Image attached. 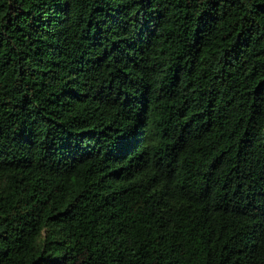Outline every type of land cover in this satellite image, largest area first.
<instances>
[{
    "label": "trees",
    "instance_id": "1",
    "mask_svg": "<svg viewBox=\"0 0 264 264\" xmlns=\"http://www.w3.org/2000/svg\"><path fill=\"white\" fill-rule=\"evenodd\" d=\"M0 264H264V0H0Z\"/></svg>",
    "mask_w": 264,
    "mask_h": 264
}]
</instances>
